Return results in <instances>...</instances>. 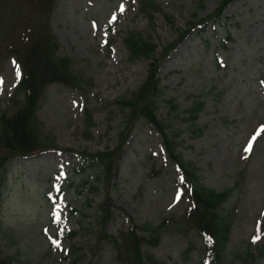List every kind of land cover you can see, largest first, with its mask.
I'll list each match as a JSON object with an SVG mask.
<instances>
[{"label": "rangeland", "instance_id": "obj_1", "mask_svg": "<svg viewBox=\"0 0 264 264\" xmlns=\"http://www.w3.org/2000/svg\"><path fill=\"white\" fill-rule=\"evenodd\" d=\"M149 1L159 8L153 22L138 12L137 0H57L48 21L57 41L55 52L71 60L85 93L61 83L48 85L36 118L47 145L57 147L14 159L9 167L0 245L6 254L18 252L16 264H67L66 243L59 242L57 247L49 241L50 231L61 224L87 228L75 239L84 253L79 264H117L108 243L92 253L101 229L97 204L104 195L89 192L88 179L72 169L80 162L76 152L114 149L120 141L126 111L115 100L140 86L151 60L128 59L122 41L126 31L136 30L151 39L158 55L188 21L209 15L219 4V0ZM17 5L16 0H0L2 15L13 19L0 18V43L16 40L23 28ZM113 15L116 20L109 23ZM223 16L228 17L224 23H209L203 33L187 35L163 61L156 115L175 139L176 151L196 167L204 186L232 189L223 209L233 222L226 260L235 264L249 236L264 223V133L253 142L251 153L244 152L252 136L264 128V0H235ZM45 21L41 17L34 24ZM13 61L0 53V115L14 107L10 97L16 91L19 67ZM169 100L176 110L170 109ZM84 106L90 115H85ZM191 106H198L194 117L188 110ZM123 148L119 172L111 183L114 215L105 231L117 235L131 220L154 226L165 218L174 220L170 216L178 210L174 165L164 161L158 132L140 119ZM70 181L74 187L66 189L60 200L46 201V191L66 187ZM81 193H89L88 209L82 208ZM71 206L80 212L71 213ZM173 222L163 227L155 246L146 248L164 264H182L183 260L196 264L193 250L182 258V251L194 243V234ZM253 264H264V253Z\"/></svg>", "mask_w": 264, "mask_h": 264}, {"label": "trees", "instance_id": "obj_2", "mask_svg": "<svg viewBox=\"0 0 264 264\" xmlns=\"http://www.w3.org/2000/svg\"><path fill=\"white\" fill-rule=\"evenodd\" d=\"M230 1L220 0L217 9L211 14V18L216 20L221 10ZM16 2L19 13H22L23 28L19 30L16 40L12 39L10 42L4 40L0 43V53L13 56L21 69L20 81L12 99L15 107L0 115V213L4 200V189L9 182L8 174L11 161L26 154L56 146L54 143L47 145L46 137H42L36 118L38 103L46 87L58 82L73 89H83L82 81L77 77L78 74L72 70L71 60L68 57L58 56L55 52L57 41L48 21L53 14L57 0H16ZM138 2L139 11L152 21L154 11L159 8L154 7V3L149 0H138ZM4 12L8 13L7 9ZM41 17H45L46 21L41 25H35V20ZM165 17L168 18L166 15ZM0 18L7 22L13 21L8 15H2V12H0ZM168 21L172 22L169 18ZM198 22L188 21L186 30L179 29V36L182 37L190 27ZM123 41L130 60H151L146 77L140 86L115 100V104L126 111L124 124L119 133V145L114 149L90 154L89 160H84L74 168L76 171H85L82 172V178L88 179L89 192L99 191L104 195L102 201L97 205V217L101 223V229L96 233V242L92 246V252L95 253L102 243H108L119 264H164L157 260L153 254H150L146 247L155 246L159 242V235L163 227L176 220L172 224L182 223L184 232L195 231L196 238L201 241L199 248L190 242L187 248L182 251V258L189 255L192 250H197L196 264H230L226 260V250L233 222L231 215L224 211L223 204L227 201L232 189L220 191L204 186L196 167L187 164L181 154L176 151L175 139L167 129V125L156 115L158 109L156 101L161 93L157 70L161 61L177 41L164 46L158 55H155L156 46L153 41L144 37L141 32L129 30L123 37ZM19 94L23 96L21 100L17 99ZM169 103L170 109L176 110V104L171 100ZM188 110L194 116L196 106ZM85 113L90 115L87 108ZM140 117H143L146 122L159 131L168 161L176 164L173 184L181 194V211L179 214L174 212L170 215L175 217L174 220L170 221L171 217L165 218L156 226L137 225L131 221L127 230L120 231L118 236H113L105 231L107 222L114 214L111 209V182L117 172L116 160L121 152V144L129 135L135 121ZM79 153L82 156L87 155L84 151ZM71 185L72 183H69L68 186ZM66 188L59 191L52 190L46 195L49 199L59 198ZM88 196L89 193L81 196L83 209L90 207L91 199ZM71 212L75 213L77 210L71 209ZM83 230H87V228L69 229L62 226L60 233L56 234L57 239L69 244L66 253V257L69 259L68 264H77L84 256L80 247L73 241L74 237ZM138 230H142L144 233H139ZM2 235L0 221V239ZM257 235L260 236V239L254 240ZM263 240L264 226L262 225L261 229L251 238V242L256 245L249 244L239 252L237 256L240 262L235 264H253L254 260L264 253ZM2 247L0 245V264H16L18 252L5 254ZM186 262L183 260L182 264H186Z\"/></svg>", "mask_w": 264, "mask_h": 264}, {"label": "snow or ice", "instance_id": "obj_3", "mask_svg": "<svg viewBox=\"0 0 264 264\" xmlns=\"http://www.w3.org/2000/svg\"><path fill=\"white\" fill-rule=\"evenodd\" d=\"M120 10L123 11V5L120 6ZM115 20H116V16L113 15L111 20L109 21V23H112ZM93 27H96V25H93ZM13 64L15 65L16 62L13 61ZM16 77H17V79H19V77H20V72H19L18 68H17V71H16ZM2 83H3V81L0 80V84H2ZM261 131H264V129L258 130L256 135H253L252 138L248 141L247 146L244 148V152L245 153H251L252 152V150H253V142L256 141V139L260 135ZM63 175H64V173L61 172L60 176H63ZM57 191H59V189H57ZM175 198H176L177 201H179L181 199V194H180L179 190H177V192L175 194ZM53 215L56 217L57 220L60 219V216L58 214L53 213ZM256 239H260V236L257 235L256 237H254V240H256ZM52 243L55 244L57 247L60 246L59 245V241L57 239H53Z\"/></svg>", "mask_w": 264, "mask_h": 264}]
</instances>
